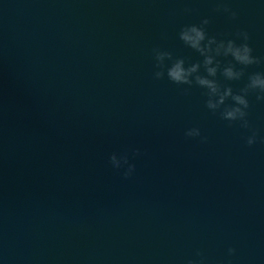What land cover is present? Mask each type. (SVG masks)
Returning a JSON list of instances; mask_svg holds the SVG:
<instances>
[{
	"label": "clouds",
	"instance_id": "clouds-1",
	"mask_svg": "<svg viewBox=\"0 0 264 264\" xmlns=\"http://www.w3.org/2000/svg\"><path fill=\"white\" fill-rule=\"evenodd\" d=\"M218 11L228 14L229 18L235 19L237 12L226 4L223 0L220 2ZM210 23L209 18L204 17L199 24L184 25L179 33V39L189 48L195 50L203 58L202 61L188 63L184 57H174L173 53L160 48L153 49L156 70L153 73L154 79H162L166 75L167 78L177 85L193 84L206 89V107L213 113L219 111V115L223 120L229 122L240 123L241 127L251 128L247 119L248 109L250 107L248 95L255 92L256 100L264 102V72H252L248 75L247 83L238 91H233L230 85H223L216 78L219 72L225 80H240L244 76V68L264 63V57L253 55V49L248 43L250 36L246 30H238L235 33V39H217L210 36L205 26ZM239 41V42H237ZM231 56L235 63L229 62L221 65L218 57ZM236 65L242 67L237 68ZM203 68V73H201ZM187 93L188 88L184 89ZM231 98L232 103L226 104L225 101ZM223 106V107H222ZM187 137H200L203 142L206 137L201 135L199 127H192L185 131ZM257 133L254 129L247 136L246 143L252 146L256 143ZM135 154H139V150H135ZM110 164L114 169H124L122 175L129 178L135 171V164L129 162L127 153L117 155L113 153L109 157ZM126 166V168H125ZM235 249L229 248V255L234 254ZM199 259H189L187 264H205V258L201 253H197Z\"/></svg>",
	"mask_w": 264,
	"mask_h": 264
}]
</instances>
